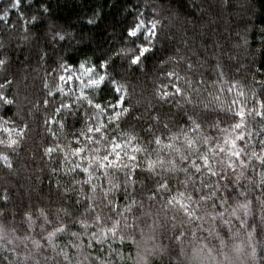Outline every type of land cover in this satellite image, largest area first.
<instances>
[{"label": "trees", "instance_id": "obj_1", "mask_svg": "<svg viewBox=\"0 0 264 264\" xmlns=\"http://www.w3.org/2000/svg\"><path fill=\"white\" fill-rule=\"evenodd\" d=\"M9 3L10 0H0V11L8 7ZM41 4L46 5L47 12L41 9ZM21 11L29 20L33 14L38 17L35 22H29L27 31L15 10L10 11L7 21H0V44L3 45L0 47V58H6V64L0 67V84L11 82L0 91L14 100L13 105L0 106V114L11 118L18 125H28L26 135L16 151H7L12 167L0 161V219L9 229L6 238L0 240V264H17V261L20 264H77V261H84L85 256L96 264H99L96 257L109 264H138L137 249L130 242H126L123 248L125 259L121 262L114 255H109L107 243L93 241V247L89 248L88 235H72V232H84L77 219L83 218L81 213L88 202L85 196L78 195L81 185L73 183V179L83 180L84 174L79 170L66 174L61 153L54 152V158L44 154V147L53 140L46 130L45 113L52 115L62 101L74 100L68 95L62 96L56 89L59 73L54 69L58 70L64 61L78 65L81 60L90 58L97 62L110 55L124 45L126 29L140 13H143V18L160 20L155 46L142 66H129L126 60H116L118 78L128 87L127 100L132 113L122 127L137 134L141 143L152 149L157 147L155 143L147 144L152 133L161 135L166 141L170 132L179 130L175 121L187 112L196 117L198 122L203 121V132L211 135L215 142L218 130L208 125L217 119L221 121V127L233 122L229 119L232 114H226L227 106L233 99L246 100L247 108L254 106L253 91L258 98L264 99V85L258 83L264 80V71H257L264 69V0H22ZM90 20L94 22L89 23ZM58 32L64 34L65 39H59L55 35ZM169 71L181 77L178 83L184 92L166 101L156 95V89L169 79H175L162 75ZM46 83L48 87H45ZM229 88H232L231 92ZM238 91H243L245 95L237 97ZM49 92L52 94L49 95ZM217 96L219 101L214 100ZM45 99L49 101L48 105L44 104ZM188 99L192 102L188 103ZM205 104H208L207 109L204 108ZM221 104L224 105L223 109ZM232 107L235 109L238 105ZM156 114H159L160 122L153 119ZM137 116L140 118L136 119ZM260 120V117L255 120L247 118L249 130L253 132L249 151L251 145H255L259 151V141L264 139V135L257 134L264 132L260 128ZM162 122H168L169 128L165 129ZM180 122L184 121L180 119ZM149 125H152V131H144ZM50 126L59 135V126L55 123ZM65 131L71 133L70 128ZM59 142L65 144L68 141L60 136ZM0 151H5L2 146ZM54 168L56 172L52 171ZM239 171V168L235 169L236 173ZM227 175L229 180H234L233 170L229 169ZM245 175L254 176L252 169H246ZM117 176L121 181L124 179L122 173ZM134 178L138 181L145 179L142 174ZM169 178L175 187L177 179L182 180L184 176L180 173L172 178V174H169ZM216 179L213 177L212 181ZM205 180L208 181V178L205 177ZM101 181L105 187L108 186L103 177ZM93 182H97L95 178ZM219 182L221 187L217 190V196L202 202L204 207L199 210V214L203 220L183 224L185 246L192 240L191 232L195 228L197 239L203 238L210 247L215 245L218 250L216 233L219 232L229 245L228 251H231L232 244L240 242L244 243L245 251H248V232L251 231V225L255 224L258 227L253 243L257 247V261L264 259V233L259 229L261 212L264 210V188L259 186L255 176L253 182L243 178L238 184L224 180ZM196 185L199 186V180ZM83 187L87 193L88 185ZM65 188L71 191L65 192ZM140 189L139 182L128 188L129 193L144 201L143 210L134 206L137 224L144 228L147 236L151 234L149 226L156 221L155 240L148 241V246L160 244L169 249V255L163 259L158 255L149 256L150 264H177L179 246L173 238L172 222L169 219L168 223H164L163 210L157 221L156 211L161 207L160 203L148 201L146 196L140 195ZM122 192L121 188L115 196L119 208H113L112 205L105 207L107 201L98 192L95 210L87 213L89 223L98 211L109 225L111 221L107 217L112 216L113 219H121L123 227L124 221L117 215L127 203ZM208 192L206 188L196 195ZM5 194L7 200L3 199ZM222 198H226L223 205L220 204ZM77 199L80 204L76 203ZM246 200L251 201L248 214L238 209L236 215H232L237 203ZM213 203L216 204L214 211L223 212V218L206 214L213 212ZM61 208H66L70 215L58 211ZM41 209L52 223L44 220ZM149 209L151 215H141V212L147 213ZM167 211L168 217H171L173 211ZM26 213L31 215V223ZM175 214L178 220L186 221L182 213ZM126 215L131 224L133 214ZM223 220L229 223L224 224ZM241 220L244 224H241ZM61 222L66 225V230L58 233L50 243L47 233ZM139 227L133 234L140 242L139 250L143 255L145 244L140 239ZM12 228H15V232L10 231ZM179 230L178 224L177 233ZM91 231H96L95 225L90 227ZM34 240L40 242L39 249L33 244ZM114 247H118V242ZM64 252L68 253L67 261L64 260ZM243 258L250 262V257Z\"/></svg>", "mask_w": 264, "mask_h": 264}, {"label": "snow or ice", "instance_id": "obj_2", "mask_svg": "<svg viewBox=\"0 0 264 264\" xmlns=\"http://www.w3.org/2000/svg\"><path fill=\"white\" fill-rule=\"evenodd\" d=\"M21 7L22 0H10L8 7L0 11V21H7L10 18V11L15 10L23 21L24 30L27 31L29 22H35L38 17L33 14L29 20L26 14L21 11ZM40 7L44 12L48 11L46 5L41 4ZM93 22V20L89 21V23ZM160 24V20L143 18V13H140L134 22L127 27L124 45L111 52L110 55L97 62H93L90 58L81 60L78 65L64 61L59 65L58 70L54 69L59 73V83L56 85V89L63 96L67 88V95L74 96V100L71 102L62 101L54 109L52 115L45 113V124L48 125L46 130L51 134L53 140L44 147V154L49 158H54V152L61 153V163L66 174L77 173L78 170L84 174L83 180L73 179V183L81 185L78 195L85 196L88 202L87 207L81 213L83 218L77 219L84 232H72V235H88L89 248L93 247V241L98 244L107 243L109 255H114L121 262L125 259L123 248L126 242H130L136 247V255L139 257L138 264H150L149 256L158 255L163 259L165 255H169V249L166 246L160 244L148 246V241L155 240L154 225L156 221L149 226L151 234L147 236H145L144 228L137 224L138 217L134 214V206L143 210L145 205L143 199H137L135 194L129 193L128 188L139 182L141 185L140 195L146 196L150 202L160 203L161 207L156 211L157 221L163 210L164 223H168L169 219L172 222L173 238L179 246L177 264H264V259L257 261V247L256 243H253V237L258 227L255 224L251 225V231L248 232L250 249L248 251H245L243 242L232 244L231 251H228L229 245L219 232L216 233L219 242L218 250L215 245L210 247L203 238L197 239L195 228L191 232L192 240L188 241L186 247V233L183 230L185 222L191 224L193 221L203 220V216L199 214V210L204 207L202 202H207L217 196V190L221 187L220 180L238 184L242 178L253 182L255 176L256 182L264 188V139L259 141V151L255 145H251V151H249L253 132L249 130L246 122L248 117L253 120L260 117V128L264 129V99L258 98L253 91L254 106L252 108L246 107V100L233 99L226 109V114H232L229 119L233 122L226 127H221V121L217 119L208 125L210 128L218 130L219 135L215 138V142H213L214 138L211 135L203 132V121L198 122L196 117L187 112L181 115L180 119L184 121L183 123L180 122V119L175 121L179 130L170 132L166 141L161 135L152 133L147 142L148 145L155 143L157 147L152 149L141 143L137 134L126 131L122 127L123 124L127 123L132 113L131 105L127 100L128 87L118 78L119 66L116 64V60H126L129 66H142L148 54L153 51ZM55 35L61 40L65 39L64 34L58 32ZM2 46L0 44V47ZM5 64L6 58H0V67ZM257 71H264V69H257ZM162 75L175 79H169L167 83L161 84L156 89L158 97L170 101L184 92L178 83L181 77L177 73L169 71L166 74L162 73ZM186 82L190 83L189 81ZM9 83L11 82L5 81V84ZM258 83L264 85V80H260ZM5 84H0V89H3ZM69 85H74V87H69ZM45 87H48L47 83ZM228 91L231 92L232 88H229ZM51 94L49 92V95ZM244 95L243 91L237 93V97ZM214 100L219 101V97H214ZM191 102L188 99V103ZM13 104L14 100L0 91V106ZM44 104L48 105L49 101L45 99ZM233 105H238V107L233 109ZM204 108L207 109L208 104H205ZM221 108H224L223 104H221ZM81 109L83 110L81 111ZM58 116L59 119H57ZM69 118H71L70 124ZM135 118L139 119L140 117ZM153 119L160 122L159 114L153 116ZM78 122L79 127H77ZM51 123L59 126V135L50 126ZM162 123L165 129L169 128L168 122ZM27 128L26 123L23 126L18 125L11 118H6L5 115L0 114V146L5 150L0 151V161H3L4 165L9 168L12 167V160L7 151H16L26 135ZM67 128L71 129L70 134L65 131ZM144 131L151 132L152 125H149ZM257 134L264 135V132ZM60 136H63L68 142L61 144L59 142ZM165 150H167L166 153ZM237 168L240 169L238 173L235 172ZM248 168L252 169L254 176L245 175V170ZM229 169L233 170L234 180H229L227 175ZM257 169L259 170L257 171ZM52 171L56 172L57 169L54 168ZM118 173L123 174L124 179L122 181L118 178ZM180 173L183 174L184 178L182 180L177 179V186L173 187L169 174L175 178V174ZM138 174H142L145 179L138 181L134 178ZM101 177L106 180L107 187L104 186ZM205 177L208 178V181H212L213 177L218 179L210 183L205 180ZM94 178L97 182H93ZM197 180H199V186L196 185ZM57 183L59 184V182ZM83 185H88L89 191L87 193H85ZM121 188L123 189V198L127 203L122 206V211L118 212L117 215L123 219V227H121V219H113L112 216L107 217L111 221L109 225L98 211L95 212L90 224L87 213L95 210V202L99 198L97 193H101L104 200L107 201L105 207L112 205L113 208H119L120 205L115 196ZM206 188L209 189L207 194L196 195L202 193L203 189ZM64 191L68 192L71 189L65 188ZM3 199H8L7 194ZM76 203L80 204L81 202L77 199ZM225 203L226 198L220 199L221 205ZM250 204V200L238 202L231 214L236 215L238 209H243L244 214L247 215ZM211 207L213 212L206 213L207 215L223 218V212L214 211L216 209L215 203ZM167 210L173 211L171 217H168ZM58 211L64 212L66 216L70 215L66 208H61ZM126 213L133 214L131 224L128 223L129 217ZM175 213H182L186 221L184 219L178 220ZM40 214L47 223H52L43 209L40 210ZM151 214L150 209L147 213L141 212V215ZM26 215L31 223V215L28 213ZM56 218L59 220V215ZM223 223L228 224L229 221L223 220ZM178 224L180 230L177 233ZM241 224H244L243 220H241ZM92 225H95L96 231L89 232ZM138 227L140 239L145 244L143 255L139 250L140 242L133 234ZM259 229L261 233H264V210L261 212ZM65 230L66 225L61 222L47 233L48 241L51 243L58 233ZM125 230L128 231L125 232ZM8 231L6 224L0 219V240L6 238ZM10 231L15 232V228L10 229ZM209 234L211 235V233ZM116 242H118V247H114ZM33 244L37 249L40 248L39 241L34 240ZM53 247L55 246L53 245ZM63 255L64 260L67 261L69 259L68 253L64 252ZM243 257H250V262ZM27 258L26 256L25 259ZM128 258H131V253H129ZM96 261H99V264H109L108 261L102 260L100 257H96ZM17 264L20 262L17 261ZM77 264H96V262L85 256L84 261H77Z\"/></svg>", "mask_w": 264, "mask_h": 264}, {"label": "rangeland", "instance_id": "obj_3", "mask_svg": "<svg viewBox=\"0 0 264 264\" xmlns=\"http://www.w3.org/2000/svg\"><path fill=\"white\" fill-rule=\"evenodd\" d=\"M69 87H74V85H69ZM78 94V93H77ZM65 95H67V88H66V92H65ZM69 96V95H68ZM72 98H74V96H70ZM68 102H71V101H68ZM3 162V161H2ZM102 178V177H101Z\"/></svg>", "mask_w": 264, "mask_h": 264}]
</instances>
